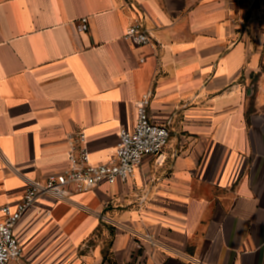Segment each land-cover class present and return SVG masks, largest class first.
I'll return each mask as SVG.
<instances>
[{
	"label": "crops",
	"instance_id": "obj_1",
	"mask_svg": "<svg viewBox=\"0 0 264 264\" xmlns=\"http://www.w3.org/2000/svg\"><path fill=\"white\" fill-rule=\"evenodd\" d=\"M148 93L164 151L30 208L9 264H264V1L0 0V207L67 169L75 134L112 159Z\"/></svg>",
	"mask_w": 264,
	"mask_h": 264
},
{
	"label": "built area",
	"instance_id": "obj_2",
	"mask_svg": "<svg viewBox=\"0 0 264 264\" xmlns=\"http://www.w3.org/2000/svg\"><path fill=\"white\" fill-rule=\"evenodd\" d=\"M235 3L257 4L264 0H226ZM80 30H87L82 20ZM125 38L136 45L150 42V33L143 24L135 23L125 31ZM151 93L137 104L138 119L132 130L122 128L115 156L107 162H90L83 133L70 137L72 148L69 166L62 172L48 174L39 180H26L21 199L15 204L0 207V264L19 262L24 248L15 234V226L24 214L44 198L67 200L73 192L88 191L102 184L128 182L149 156L160 155L170 143V132L164 125L153 121L150 113ZM150 238V237H149Z\"/></svg>",
	"mask_w": 264,
	"mask_h": 264
}]
</instances>
